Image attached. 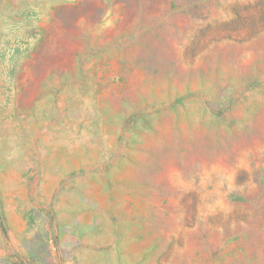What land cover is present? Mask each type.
Returning a JSON list of instances; mask_svg holds the SVG:
<instances>
[{"label":"rangeland","instance_id":"374dc122","mask_svg":"<svg viewBox=\"0 0 264 264\" xmlns=\"http://www.w3.org/2000/svg\"><path fill=\"white\" fill-rule=\"evenodd\" d=\"M0 264H264V0H0Z\"/></svg>","mask_w":264,"mask_h":264}]
</instances>
